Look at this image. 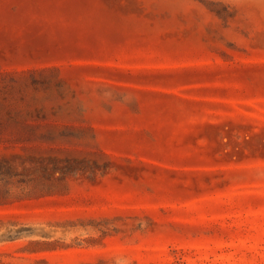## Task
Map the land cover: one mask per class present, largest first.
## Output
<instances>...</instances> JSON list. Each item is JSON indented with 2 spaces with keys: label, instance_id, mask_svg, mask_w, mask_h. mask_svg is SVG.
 <instances>
[{
  "label": "rangeland",
  "instance_id": "obj_1",
  "mask_svg": "<svg viewBox=\"0 0 264 264\" xmlns=\"http://www.w3.org/2000/svg\"><path fill=\"white\" fill-rule=\"evenodd\" d=\"M0 264H264V0H0Z\"/></svg>",
  "mask_w": 264,
  "mask_h": 264
}]
</instances>
